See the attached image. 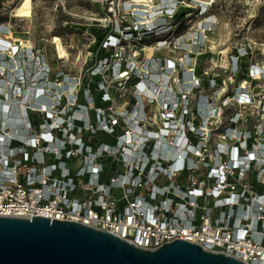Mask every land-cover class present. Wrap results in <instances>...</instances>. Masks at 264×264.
Returning a JSON list of instances; mask_svg holds the SVG:
<instances>
[{"label":"built area","instance_id":"built-area-1","mask_svg":"<svg viewBox=\"0 0 264 264\" xmlns=\"http://www.w3.org/2000/svg\"><path fill=\"white\" fill-rule=\"evenodd\" d=\"M102 6L104 18L93 20L103 33L89 68L94 83L78 90L59 85L60 74L50 78L45 60L11 38V24H0V217L71 221L148 251L181 240L243 264H264V132L237 129L238 113L218 134L228 144L214 143L205 131L213 94L194 105L190 95L217 90L221 82L204 79L188 45L171 39L188 9L179 0L148 9L133 0L124 7L138 16L116 31L111 18L122 9L115 0ZM137 6L143 10L132 9ZM196 12L208 10L198 5ZM199 28L194 46L216 25ZM129 46L153 53L141 59ZM166 46L182 51L183 62L154 57ZM248 55L234 56L243 83L253 81V67L237 64ZM258 74L264 82V70ZM129 80L139 97L130 111L114 115L113 93ZM247 91L238 88L233 97L247 101ZM152 106L160 109L159 125L148 128Z\"/></svg>","mask_w":264,"mask_h":264},{"label":"rangeland","instance_id":"rangeland-1","mask_svg":"<svg viewBox=\"0 0 264 264\" xmlns=\"http://www.w3.org/2000/svg\"><path fill=\"white\" fill-rule=\"evenodd\" d=\"M115 1L122 9L119 15L111 18V24L117 31V26L121 25L122 21L131 23L132 17L138 15L131 16L130 11L128 12L124 7L127 3L132 5L133 0ZM147 2L150 6L161 4V0H147ZM179 2L183 9L186 8L188 11L182 12L184 22L177 29L175 28L176 30H172L171 39L180 38L179 43L182 47L188 45L187 48L185 47V52L189 54L190 50L194 53L191 63L196 65V71L198 70L204 79L214 78L221 82L217 90H198L196 94L190 95V102L194 105L199 96L210 97L213 94L211 99L214 114L210 116L212 118L210 126L205 131L212 137L214 143L221 140L218 134L225 128L228 117L238 113L243 123L237 129L246 131L257 127L264 132V82L259 80L258 74V71L264 70V0H179ZM18 3L19 0H0V24H11L9 27L12 31L11 35H20L12 39L20 42L22 49L27 48L33 51L35 56L45 60L50 69V78L54 79L60 74L59 85L69 87L73 84L76 90L80 85H92L94 81L90 76L89 68L94 64L99 36L101 38L103 36L98 28H94L93 20L104 18L102 5L105 0L103 2L35 0L31 17L25 19L11 16V9ZM198 5L207 8L208 12L205 15H211L209 19L196 12ZM132 9L143 10L139 6ZM189 9L192 12H189L191 11ZM161 17L159 14L156 19ZM207 21H212L216 28L202 38L204 41L202 45L194 46L190 43L193 39L192 34L196 31L202 33L199 26ZM54 37L59 38L65 48L67 56L63 59H60L54 50L52 44ZM133 50L138 51L141 59L148 57V53L140 52L139 47L129 46L131 53ZM244 52H248V58L245 60L240 58L237 64L239 66L242 63V68L253 67L251 83H243L241 75L235 71L234 56L242 55ZM183 55L182 51L166 46L155 53L154 57L182 63ZM168 77L173 83L175 82V75L172 76L170 73ZM199 82L201 84V79ZM134 83L135 81H126L123 88L113 91L114 115L125 114L135 104L132 101L138 98L139 94L132 85ZM238 88L248 90L247 101H238L233 97L240 96L237 92ZM159 112V108L152 106L153 119L145 122L148 128L159 125ZM221 141L228 144L223 138Z\"/></svg>","mask_w":264,"mask_h":264},{"label":"water","instance_id":"water-1","mask_svg":"<svg viewBox=\"0 0 264 264\" xmlns=\"http://www.w3.org/2000/svg\"><path fill=\"white\" fill-rule=\"evenodd\" d=\"M0 264H243L181 240L154 251L71 221L0 217Z\"/></svg>","mask_w":264,"mask_h":264},{"label":"bare ground","instance_id":"bare-ground-1","mask_svg":"<svg viewBox=\"0 0 264 264\" xmlns=\"http://www.w3.org/2000/svg\"><path fill=\"white\" fill-rule=\"evenodd\" d=\"M93 1H103V0H93ZM31 2H32V0H20L18 5L13 7L12 17L13 18H29L31 16V14H30L31 13V11H30ZM135 2L139 3V4L146 5L147 9L150 7L149 3L146 0H135ZM12 36H11V38H18L20 35H18V36L12 35ZM52 44H53L55 52L57 53V55L60 59H63L67 56L65 48L62 45L59 38L54 37ZM147 53H148V58H150L152 53H153V49H151V48L148 49Z\"/></svg>","mask_w":264,"mask_h":264},{"label":"trees","instance_id":"trees-1","mask_svg":"<svg viewBox=\"0 0 264 264\" xmlns=\"http://www.w3.org/2000/svg\"><path fill=\"white\" fill-rule=\"evenodd\" d=\"M98 33H99V32H98ZM100 39H101V36H99V41H100ZM99 41H98V42H99Z\"/></svg>","mask_w":264,"mask_h":264}]
</instances>
